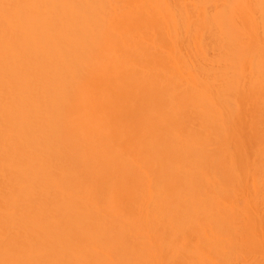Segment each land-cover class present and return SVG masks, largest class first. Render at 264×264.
I'll list each match as a JSON object with an SVG mask.
<instances>
[{"label":"bare ground","instance_id":"6f19581e","mask_svg":"<svg viewBox=\"0 0 264 264\" xmlns=\"http://www.w3.org/2000/svg\"><path fill=\"white\" fill-rule=\"evenodd\" d=\"M0 264H264V0H0Z\"/></svg>","mask_w":264,"mask_h":264}]
</instances>
